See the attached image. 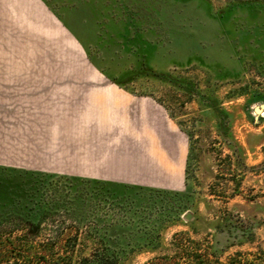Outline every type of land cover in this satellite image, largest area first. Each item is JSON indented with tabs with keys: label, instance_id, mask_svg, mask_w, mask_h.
<instances>
[{
	"label": "rangeland",
	"instance_id": "obj_1",
	"mask_svg": "<svg viewBox=\"0 0 264 264\" xmlns=\"http://www.w3.org/2000/svg\"><path fill=\"white\" fill-rule=\"evenodd\" d=\"M44 2L79 45L30 0H0V83L32 74L88 85L77 80L104 73L152 97L187 135L183 186L164 191L0 167V264H64L57 241L75 236L152 234L167 247L181 232L225 247L222 261L236 251L261 256L264 107H254L264 103V4ZM165 249L130 254L127 264H146Z\"/></svg>",
	"mask_w": 264,
	"mask_h": 264
},
{
	"label": "crops",
	"instance_id": "obj_2",
	"mask_svg": "<svg viewBox=\"0 0 264 264\" xmlns=\"http://www.w3.org/2000/svg\"><path fill=\"white\" fill-rule=\"evenodd\" d=\"M30 1L55 22L54 29L79 45L74 31L44 0ZM86 78L77 81L88 85H77L66 84L76 81L69 78L17 74L0 83V167L180 189L189 142L165 109L104 73ZM61 82L65 84H57Z\"/></svg>",
	"mask_w": 264,
	"mask_h": 264
},
{
	"label": "trees",
	"instance_id": "obj_3",
	"mask_svg": "<svg viewBox=\"0 0 264 264\" xmlns=\"http://www.w3.org/2000/svg\"><path fill=\"white\" fill-rule=\"evenodd\" d=\"M259 1L264 4V0ZM122 235L99 236L87 242L80 241L75 236L68 241H57V244L59 252H63L69 259L64 264H127L131 259L130 254L140 251L156 252L158 248H166L168 251L165 252L169 253L163 251L155 254L146 264H264V251L261 256L259 253L236 251L222 261L225 247L205 245L204 240L194 239L182 232L174 233L167 247L163 246L158 235ZM78 252L80 261L75 262L73 257Z\"/></svg>",
	"mask_w": 264,
	"mask_h": 264
},
{
	"label": "water",
	"instance_id": "obj_4",
	"mask_svg": "<svg viewBox=\"0 0 264 264\" xmlns=\"http://www.w3.org/2000/svg\"><path fill=\"white\" fill-rule=\"evenodd\" d=\"M264 107V103H261V104H259V105H256L255 107H254V111L256 112V113H258L259 111H261V109ZM186 216V218L187 219H190L191 218V214H186L185 215Z\"/></svg>",
	"mask_w": 264,
	"mask_h": 264
}]
</instances>
